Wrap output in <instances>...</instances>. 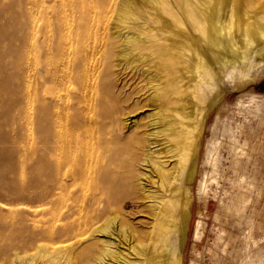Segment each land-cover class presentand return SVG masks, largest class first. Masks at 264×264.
<instances>
[{"label": "bare ground", "instance_id": "obj_1", "mask_svg": "<svg viewBox=\"0 0 264 264\" xmlns=\"http://www.w3.org/2000/svg\"><path fill=\"white\" fill-rule=\"evenodd\" d=\"M102 2L114 17L103 31L83 22L73 64L67 40L52 51L31 36L29 102L38 104L44 125L52 116L61 126L65 91L76 79L70 92L76 137L56 129L51 135L54 151L76 150V172L70 174L76 181H64L69 174L60 159L52 163L53 182L37 176L34 161L29 180L0 177V264H181L202 129L227 88L237 90L248 80L225 83L248 67V46L264 41V0ZM40 46L53 61H38ZM51 87L64 93L48 96ZM234 101L264 131V95L246 90ZM248 128L244 133L241 123L226 121L220 133L229 142L212 135L204 157L217 170L218 148L227 145L243 202L250 200L256 177L240 170V161L264 147L251 142L255 128ZM202 228L199 219L196 234Z\"/></svg>", "mask_w": 264, "mask_h": 264}, {"label": "rangeland", "instance_id": "obj_2", "mask_svg": "<svg viewBox=\"0 0 264 264\" xmlns=\"http://www.w3.org/2000/svg\"><path fill=\"white\" fill-rule=\"evenodd\" d=\"M85 1L0 0V177L4 176L9 180L11 178L15 182L21 179L29 180L33 175L30 167L35 162L39 169L37 176L53 182L56 178L52 163L60 159L64 161V171L69 174L64 181H76V176L70 177L71 173L76 172V150L71 148L67 154L66 150L54 151L51 148V135L55 129L59 130L61 136L76 137V99L74 93L70 94L76 89V79H71L72 83H68L69 93L65 91L68 101L63 107L65 112L62 113L61 126L56 127L52 116L48 118V125H44L43 120L40 121V111H37L38 104L31 107L29 102L31 90L28 68L30 57L33 55L28 49L32 34H35L39 44L40 40L44 39L46 41L43 44L44 48L50 47L51 50L59 41L66 43L67 40L68 44H71V64L76 62V36L82 33L85 24L86 26L95 24L103 31V27L109 25L114 17V10L112 11L106 4L103 5L101 0ZM80 22L85 24L81 25ZM42 48L43 46H40V50L38 49L39 53L36 56L38 61L41 63L47 61L46 59L53 61L54 56L48 54L47 57L51 55V58H47L43 55ZM248 50L252 52L246 63L248 67L243 66V69L240 68L233 74L234 78L227 77L225 80V83H229L227 85L235 80L248 78L247 82L237 90L227 88L223 100L210 112L202 129L196 152V173L194 172L190 185L192 192L190 219L181 264H264V147L260 153L253 151L249 161L243 156L239 164L240 170L244 168L256 177L255 188L248 202L239 200L243 189L239 190L232 182L238 171H234L231 166V152L227 145L223 144L218 148L217 170L212 167V160L206 161L204 158L207 154L208 140L212 135L215 139L229 142L220 133V128L226 121L231 125L241 123L244 133L249 132V126L255 128V131L250 133L251 142L255 144L260 140L264 146L263 129L259 128L255 119H246L248 112L239 110L234 101L235 94L241 91L250 90L264 95V91L258 89V86H264V41L255 39L248 46ZM72 71L70 74L74 77L75 70ZM111 80L112 78L107 83L108 87L114 86V80ZM63 91L64 89L60 90L59 87H51L47 94L48 96L50 93L61 94ZM37 92L39 94L40 90ZM256 104L258 102L253 103L252 108H257ZM65 107L68 110H65ZM109 109L107 106L100 111L107 112ZM217 111L220 113L217 114L216 122ZM259 111L264 116L263 104H259ZM253 168L256 170L255 173L251 170ZM219 173H224V176ZM205 178L207 181L203 188L201 182ZM227 206H231V209ZM198 211L201 213L198 214ZM199 219L203 228L196 234L195 227Z\"/></svg>", "mask_w": 264, "mask_h": 264}, {"label": "water", "instance_id": "obj_3", "mask_svg": "<svg viewBox=\"0 0 264 264\" xmlns=\"http://www.w3.org/2000/svg\"><path fill=\"white\" fill-rule=\"evenodd\" d=\"M258 89H260L261 91H264V86H258Z\"/></svg>", "mask_w": 264, "mask_h": 264}]
</instances>
